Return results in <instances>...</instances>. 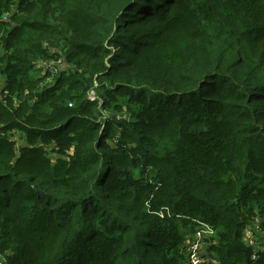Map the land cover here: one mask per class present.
Returning <instances> with one entry per match:
<instances>
[{"label": "trees", "instance_id": "obj_1", "mask_svg": "<svg viewBox=\"0 0 264 264\" xmlns=\"http://www.w3.org/2000/svg\"><path fill=\"white\" fill-rule=\"evenodd\" d=\"M256 220L264 0H0V264H186L201 221L264 264Z\"/></svg>", "mask_w": 264, "mask_h": 264}, {"label": "built area", "instance_id": "obj_2", "mask_svg": "<svg viewBox=\"0 0 264 264\" xmlns=\"http://www.w3.org/2000/svg\"><path fill=\"white\" fill-rule=\"evenodd\" d=\"M6 18V17H5ZM54 66H48L46 65V69L54 75L56 72H58V67L61 64V60L55 61ZM95 91H92L90 94V98H95ZM255 230H260L262 232V229L260 227L259 220H256L255 222ZM255 230L252 231V229H247L245 233V240L251 245H254L256 243H260L258 239L254 236ZM215 231L213 227L206 223V222H200V226L196 229V231L188 238L186 245H187V253L189 255L188 261L186 264H204L208 258L207 254L205 252V247L207 245V241L214 235ZM248 238V239H247Z\"/></svg>", "mask_w": 264, "mask_h": 264}, {"label": "rangeland", "instance_id": "obj_3", "mask_svg": "<svg viewBox=\"0 0 264 264\" xmlns=\"http://www.w3.org/2000/svg\"><path fill=\"white\" fill-rule=\"evenodd\" d=\"M263 234L264 235V230H262V232H260V230H257V236H259V234ZM254 236H255V234H254ZM248 239V238H247ZM254 245H256L259 249H263V246H261L260 244H258V243H256V244H254ZM205 252H206V254H207V252H208V250H207V245H206V247H205Z\"/></svg>", "mask_w": 264, "mask_h": 264}, {"label": "crops", "instance_id": "obj_4", "mask_svg": "<svg viewBox=\"0 0 264 264\" xmlns=\"http://www.w3.org/2000/svg\"><path fill=\"white\" fill-rule=\"evenodd\" d=\"M208 257V256H207Z\"/></svg>", "mask_w": 264, "mask_h": 264}]
</instances>
